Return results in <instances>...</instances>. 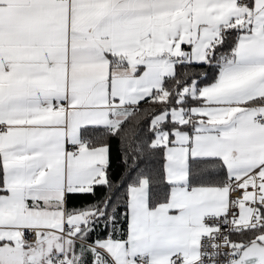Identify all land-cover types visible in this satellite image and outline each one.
<instances>
[{
  "label": "snow or ice",
  "instance_id": "1",
  "mask_svg": "<svg viewBox=\"0 0 264 264\" xmlns=\"http://www.w3.org/2000/svg\"><path fill=\"white\" fill-rule=\"evenodd\" d=\"M0 264H264V0H0Z\"/></svg>",
  "mask_w": 264,
  "mask_h": 264
}]
</instances>
